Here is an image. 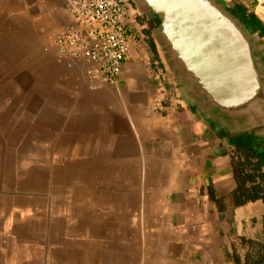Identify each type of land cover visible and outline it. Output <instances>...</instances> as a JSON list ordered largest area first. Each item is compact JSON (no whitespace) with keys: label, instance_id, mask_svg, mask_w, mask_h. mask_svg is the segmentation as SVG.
I'll list each match as a JSON object with an SVG mask.
<instances>
[{"label":"crops","instance_id":"1","mask_svg":"<svg viewBox=\"0 0 264 264\" xmlns=\"http://www.w3.org/2000/svg\"><path fill=\"white\" fill-rule=\"evenodd\" d=\"M239 2L263 30L264 0ZM70 22L66 0H0V38L26 29L34 45L27 98L14 82L19 100L1 103L0 264H235L241 239L264 241V146L208 136L164 92L172 80L147 34L119 84L97 86L88 61L56 48ZM117 156L161 193L156 215L129 212L122 243L98 213L120 191L95 174Z\"/></svg>","mask_w":264,"mask_h":264},{"label":"water","instance_id":"2","mask_svg":"<svg viewBox=\"0 0 264 264\" xmlns=\"http://www.w3.org/2000/svg\"><path fill=\"white\" fill-rule=\"evenodd\" d=\"M171 82L163 90L213 139L264 146V31L239 0H130ZM246 142L243 143L242 139Z\"/></svg>","mask_w":264,"mask_h":264},{"label":"built area","instance_id":"3","mask_svg":"<svg viewBox=\"0 0 264 264\" xmlns=\"http://www.w3.org/2000/svg\"><path fill=\"white\" fill-rule=\"evenodd\" d=\"M70 24L55 36L62 58L84 59L96 85L119 84L123 64L142 38L130 0H66Z\"/></svg>","mask_w":264,"mask_h":264},{"label":"rangeland","instance_id":"4","mask_svg":"<svg viewBox=\"0 0 264 264\" xmlns=\"http://www.w3.org/2000/svg\"><path fill=\"white\" fill-rule=\"evenodd\" d=\"M251 3L249 2L250 6ZM251 9L254 10L253 6ZM140 29L142 35H144L141 24ZM17 35L21 36L19 40L18 38L12 37L13 34L10 33H5L2 35L3 37L0 38V114H2L1 103L3 100H10L13 97H16V99L19 100L9 84L19 82L22 85H25L24 92L22 93V95L26 96L25 98H27L29 93L27 83L29 80V72L31 70L29 64L32 61L30 55L33 52L32 49L34 45L29 42L28 30L22 29ZM105 158L109 159V157ZM114 165L115 166L112 165L109 170L101 168L100 172L95 173L105 182L114 183L120 191V195L112 198V201L108 199L107 195H105L104 199L100 198L101 201L99 205L101 207L98 210V213L99 215H113L110 220H107V222L115 223L116 231L110 230L104 235L115 236L118 240L122 238V243L124 238L130 236V230L124 227L129 212L133 213L135 222H141L138 218L135 220V217H137L136 215H156V210H158L160 206L158 200L161 197V193L155 187L153 181L146 180V182H143L142 179L144 175L146 179V173L134 169L133 165L130 169L129 165L125 162L124 157L117 156ZM85 179L86 181L88 180L87 175L85 176ZM128 181L129 183L132 181L133 188L126 197L121 193L126 190L125 186ZM147 183L149 186H147ZM134 234L139 237L140 230Z\"/></svg>","mask_w":264,"mask_h":264},{"label":"trees","instance_id":"5","mask_svg":"<svg viewBox=\"0 0 264 264\" xmlns=\"http://www.w3.org/2000/svg\"><path fill=\"white\" fill-rule=\"evenodd\" d=\"M144 34L148 35L149 31H144ZM152 49L156 54L154 44H152ZM234 260L235 264H264V241L241 239L235 248Z\"/></svg>","mask_w":264,"mask_h":264},{"label":"flooded vegetation","instance_id":"6","mask_svg":"<svg viewBox=\"0 0 264 264\" xmlns=\"http://www.w3.org/2000/svg\"><path fill=\"white\" fill-rule=\"evenodd\" d=\"M254 14V13H253ZM255 15V14H254ZM139 23H141V26H142V28H143V32L144 31H149V34L148 35H150L151 34V31L157 26L155 23V21H147V19L145 18V17H143V18H140V20H139ZM157 24H159V21H158V23ZM147 35V36H148ZM148 42H147V46H148V49H149V51L150 52H153V49H152V44H154L153 43V41L152 40H147ZM237 152L241 155V156H246V157H248V159H251L252 158V152L251 151H249V150H246V149H244V148H241V147H238V150H237ZM248 161H246V163H247Z\"/></svg>","mask_w":264,"mask_h":264}]
</instances>
